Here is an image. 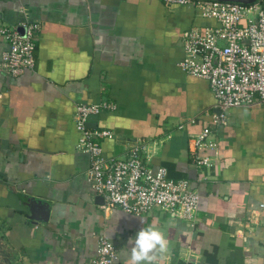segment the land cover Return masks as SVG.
<instances>
[{"label":"crops","instance_id":"obj_1","mask_svg":"<svg viewBox=\"0 0 264 264\" xmlns=\"http://www.w3.org/2000/svg\"><path fill=\"white\" fill-rule=\"evenodd\" d=\"M28 21L42 24L34 68L0 69V264H90L101 235L130 264L129 238L148 227L167 244L151 264H264V102L231 107L211 126L208 80L180 67L183 32L210 20L163 0H0V27ZM7 49L0 38V60ZM104 101L113 108L88 121L114 133L103 155L143 142L152 170L200 195L194 229L181 210L100 207L74 114ZM205 126L215 146L197 148ZM28 199L39 201L34 212Z\"/></svg>","mask_w":264,"mask_h":264},{"label":"built area","instance_id":"obj_2","mask_svg":"<svg viewBox=\"0 0 264 264\" xmlns=\"http://www.w3.org/2000/svg\"><path fill=\"white\" fill-rule=\"evenodd\" d=\"M166 6L186 5L209 21L192 27L181 36V69L188 75L208 80L215 99L210 114L211 126L224 125L231 107H249L264 102V0L243 3L230 0H163ZM42 24L28 21L18 26L0 27V38L8 44L0 60V69L8 76H18L35 66L36 37ZM107 101L76 104L75 126L80 132L78 146L89 154L86 180L95 196L102 197L100 207L119 208L144 215L157 209L176 214L192 229L197 224L200 195L187 180H173L164 168L152 170L145 144L133 145L123 155H103L102 140L112 138L107 129L88 126L90 116L112 109ZM205 126L194 138L197 148H212ZM198 167L210 164L209 157L196 156ZM90 264H118L116 250L109 239L98 238Z\"/></svg>","mask_w":264,"mask_h":264},{"label":"clouds","instance_id":"obj_3","mask_svg":"<svg viewBox=\"0 0 264 264\" xmlns=\"http://www.w3.org/2000/svg\"><path fill=\"white\" fill-rule=\"evenodd\" d=\"M131 244L127 250V258L130 264H151L153 250L167 251V244L163 234L155 228H142L134 237L129 238Z\"/></svg>","mask_w":264,"mask_h":264},{"label":"water","instance_id":"obj_4","mask_svg":"<svg viewBox=\"0 0 264 264\" xmlns=\"http://www.w3.org/2000/svg\"><path fill=\"white\" fill-rule=\"evenodd\" d=\"M230 1H238V2H244V0H230ZM247 1H255V0H247ZM90 125V122L88 123V126ZM97 198H99V200H101V203H102V197L101 196H97ZM39 201H36V200H26V204L28 205V207H29V209H30V211L31 212H34V209H35V207H36V205H37V203H38ZM37 206H39V205H37ZM33 215V214H32ZM30 218H34V219H38L36 216H30Z\"/></svg>","mask_w":264,"mask_h":264},{"label":"trees","instance_id":"obj_5","mask_svg":"<svg viewBox=\"0 0 264 264\" xmlns=\"http://www.w3.org/2000/svg\"><path fill=\"white\" fill-rule=\"evenodd\" d=\"M251 2H253V1H247V0H244L243 3H251Z\"/></svg>","mask_w":264,"mask_h":264}]
</instances>
